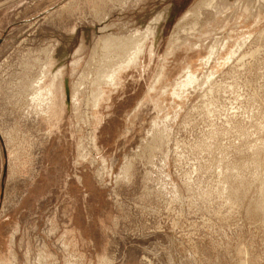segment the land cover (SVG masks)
Here are the masks:
<instances>
[{
  "label": "rangeland",
  "instance_id": "1",
  "mask_svg": "<svg viewBox=\"0 0 264 264\" xmlns=\"http://www.w3.org/2000/svg\"><path fill=\"white\" fill-rule=\"evenodd\" d=\"M0 264H264V0H0Z\"/></svg>",
  "mask_w": 264,
  "mask_h": 264
},
{
  "label": "bare ground",
  "instance_id": "2",
  "mask_svg": "<svg viewBox=\"0 0 264 264\" xmlns=\"http://www.w3.org/2000/svg\"><path fill=\"white\" fill-rule=\"evenodd\" d=\"M207 2H208V1H207ZM115 40H116V39H115ZM109 41H110V39H109ZM113 41H114V39H113ZM122 42H123V41H122ZM109 43H110V42H109ZM118 43H119V42H118ZM126 44H127V43H126ZM138 44H139V43H138ZM138 44H137V47H136L137 50L135 49L136 51H135L134 53H132V54H133L132 56H128V55H127V58H126L125 62H127V61H129V62H131V61H135V60L138 58V56L140 55V53H141V51H142V45H140V44L138 45ZM115 45H116V44H115ZM123 45H125V44H123ZM105 46H106V45H105ZM120 46H121V45H120ZM127 46H128V45H127ZM112 47H113V46H112ZM115 47H116V46H115ZM122 47H123V46H122ZM125 47H126V46H125ZM107 48H108V47H107ZM118 48H119V46H118ZM118 48H117V49H118ZM126 48H128V47H126ZM214 48H215V47H214ZM123 49H125V48H123ZM119 50H120V49H119ZM133 50H134V48H133ZM213 50H215V49H213ZM114 56H115V55H114ZM210 56H211V55H210ZM117 57H119V56H117ZM211 58H212V57H211ZM111 62H112V61H111ZM111 62H110V63H111ZM125 62H123V64H124ZM129 62H128V63H129ZM106 64H107V63H106ZM111 65H112V64H111ZM107 66H108V65H106V67H107ZM120 66H121V65H120ZM120 66H119V67H120ZM109 67H111V66H109ZM121 67H122V66H121ZM103 69H106V68L104 67ZM109 69H110V68H107V71H108ZM114 69H115V68H114ZM114 69H113V70H114ZM117 70H118V69L112 71V74H110V78H111V79L114 80V76H115L114 74L116 73ZM103 71H104V70H103ZM109 71H110V70H109ZM110 72H111V71H110ZM104 73H105V71H104ZM104 73H103V74H104ZM106 74H107V73H106ZM106 74H105V75H106ZM190 75H191V74H190ZM42 76H43V75H42ZM99 76H100V75H99ZM99 76H98V77H99ZM102 77H103V75H102ZM108 77H109V76H108ZM108 77L105 76V78H108ZM100 78H101V77H100ZM105 78H104V79H105ZM186 78H187V77H186ZM104 79L102 78L103 81L106 80V79H105V80H104ZM108 79H109V78H108ZM197 79H198V78H197ZM197 79H196V80H197ZM193 80H194V76H193V75H191V76L188 77V82L193 81ZM41 81H42V80H41ZM95 81H96V80H95ZM99 81H100V80H99ZM111 81H112V80H111ZM97 82H98V81H97ZM40 83H41V82H40ZM108 83H109V82H108ZM193 83H194V82H193ZM39 85H40V84H39ZM50 87H51V86H50ZM37 88H38V87H37ZM39 89H40V87H39ZM55 89H56V88H55ZM46 90H47V89H46ZM46 90H45V91H46ZM47 91H48V92L46 93V95H45V94H42L43 91L40 93L41 96H43V100H44V101H46V100H50L48 97H50L51 95L53 96V93L55 92V91L53 92V87L50 88V89L48 88ZM35 93H36V91H35ZM35 95H36V94H35ZM37 95H38V94H37ZM37 97H38V96H37ZM37 97H36V98H37ZM33 99H34V98H33ZM38 99H40V98L38 97ZM40 101H41V100H40ZM44 101H42V102H44ZM47 106H48V105H47Z\"/></svg>",
  "mask_w": 264,
  "mask_h": 264
}]
</instances>
